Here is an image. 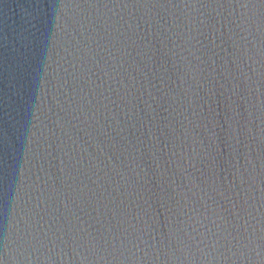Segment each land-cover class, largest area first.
Returning <instances> with one entry per match:
<instances>
[{"label":"water","instance_id":"water-1","mask_svg":"<svg viewBox=\"0 0 264 264\" xmlns=\"http://www.w3.org/2000/svg\"><path fill=\"white\" fill-rule=\"evenodd\" d=\"M0 264H264V0H0Z\"/></svg>","mask_w":264,"mask_h":264}]
</instances>
